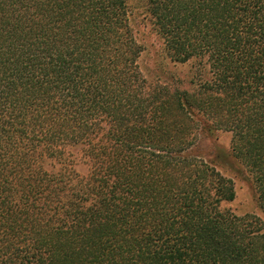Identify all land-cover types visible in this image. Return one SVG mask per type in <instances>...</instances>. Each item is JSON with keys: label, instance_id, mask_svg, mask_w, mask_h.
<instances>
[{"label": "trees", "instance_id": "obj_1", "mask_svg": "<svg viewBox=\"0 0 264 264\" xmlns=\"http://www.w3.org/2000/svg\"><path fill=\"white\" fill-rule=\"evenodd\" d=\"M133 12L0 0V264H264L263 216L194 153L229 133L264 214V0H147L192 92L147 84Z\"/></svg>", "mask_w": 264, "mask_h": 264}, {"label": "rangeland", "instance_id": "obj_2", "mask_svg": "<svg viewBox=\"0 0 264 264\" xmlns=\"http://www.w3.org/2000/svg\"><path fill=\"white\" fill-rule=\"evenodd\" d=\"M133 7L132 28L143 49L139 66L149 86L164 88L170 92L174 90L192 92L201 80L209 78L207 68L200 66L198 62L193 60L186 64H176L169 58L164 50L163 41L155 32L147 14V0H133ZM69 152L76 160L78 159L76 161L78 162L81 147L74 146L69 149ZM194 153L215 166L223 175L233 179L236 199L228 206L234 214L238 216L256 214L264 218L251 180L231 160L229 133L220 132L216 135L202 133ZM52 164L50 162L47 168H50ZM76 168L82 174L86 172L85 167L80 163L76 165Z\"/></svg>", "mask_w": 264, "mask_h": 264}]
</instances>
